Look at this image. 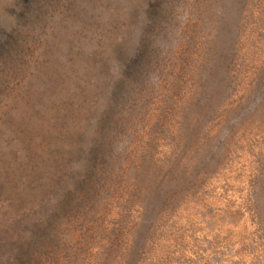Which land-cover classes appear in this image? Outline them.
Listing matches in <instances>:
<instances>
[{
  "label": "rangeland",
  "instance_id": "374dc122",
  "mask_svg": "<svg viewBox=\"0 0 264 264\" xmlns=\"http://www.w3.org/2000/svg\"><path fill=\"white\" fill-rule=\"evenodd\" d=\"M0 264H264V0H0Z\"/></svg>",
  "mask_w": 264,
  "mask_h": 264
}]
</instances>
